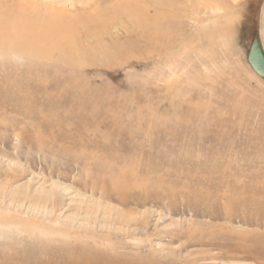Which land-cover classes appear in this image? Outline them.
Returning a JSON list of instances; mask_svg holds the SVG:
<instances>
[{
	"label": "rangeland",
	"instance_id": "1",
	"mask_svg": "<svg viewBox=\"0 0 264 264\" xmlns=\"http://www.w3.org/2000/svg\"><path fill=\"white\" fill-rule=\"evenodd\" d=\"M0 1V264H264V0H36L18 60Z\"/></svg>",
	"mask_w": 264,
	"mask_h": 264
},
{
	"label": "bare ground",
	"instance_id": "2",
	"mask_svg": "<svg viewBox=\"0 0 264 264\" xmlns=\"http://www.w3.org/2000/svg\"><path fill=\"white\" fill-rule=\"evenodd\" d=\"M42 1V0H41ZM40 1V2H41ZM126 1V0H125ZM185 1V0H184ZM213 1V0H212ZM216 1V0H215ZM4 2V1H0ZM121 2V1H120ZM127 2V1H126ZM125 2V3H126ZM10 3V1H7V5ZM82 3V2H81ZM129 3V2H128ZM217 3V2H216ZM3 5L5 3H0V5ZM57 4V2H56ZM91 4V3H90ZM128 5V4H127ZM55 6V5H54ZM115 6V5H114ZM126 6V5H125ZM129 6V5H128ZM57 6L53 7L50 3H38L36 0H18L16 2L11 3V9L8 14V17L11 19V24H6V26H10L8 28L10 31V38H12V35H17L16 38H12V41L9 42V45L12 47H16V49H13L11 47L7 46V49L11 50L13 53H8V56L14 58V60L20 59V57L17 55L18 53H22V51H27L30 49L33 54L39 55L37 51V47L40 45H46L48 44L55 46L57 43H60L63 41V37L67 38L69 34L72 33L73 28L77 26L75 23L77 21L73 19V17L70 15V13L67 12L64 8L56 9ZM69 7V6H68ZM89 7V6H88ZM219 7V6H218ZM87 9V8H86ZM116 9V8H115ZM6 10V9H5ZM211 10V9H210ZM108 11V10H107ZM114 11V10H113ZM207 13V12H206ZM130 14V13H129ZM25 17V18H21ZM75 15V14H74ZM82 15V14H81ZM84 15V14H83ZM82 15V16H83ZM119 15V14H118ZM78 16V15H77ZM80 16V15H79ZM85 16V15H84ZM88 16V15H86ZM171 16V15H170ZM8 17L5 22H8ZM12 17H18L20 20L19 22H14ZM112 17V16H111ZM2 18V16H1ZM0 18V19H1ZM77 18V17H76ZM87 18V17H86ZM115 18V17H114ZM3 20V18L1 19ZM80 19H78L79 21ZM10 21V20H9ZM127 21V20H126ZM104 22V21H102ZM128 22V21H127ZM126 22V23H127ZM79 23V22H78ZM81 23V21H80ZM85 24V23H83ZM125 24V23H124ZM82 25V24H81ZM127 25V24H126ZM78 27V26H77ZM100 27V26H99ZM4 28V26H3ZM108 28V27H107ZM111 28V27H110ZM109 28V29H110ZM115 29L114 27H112ZM6 29V28H4ZM103 31V30H102ZM115 31V30H114ZM118 33V32H117ZM161 33V32H160ZM25 34V35H24ZM59 34V35H57ZM99 34V33H98ZM5 35V34H4ZM26 35H32L33 37L28 38ZM135 35V34H134ZM163 35V34H162ZM263 35V34H262ZM6 36V35H5ZM59 36V39L58 37ZM62 36V38L60 37ZM96 36V35H95ZM94 36V37H95ZM224 36V35H223ZM84 37V36H83ZM217 37V36H216ZM1 38V37H0ZM7 38V37H6ZM19 38V41L18 39ZM24 39V40H23ZM157 39V38H156ZM264 40V39H263ZM4 41V40H2ZM1 41V42H2ZM85 41V40H84ZM2 47V46H1ZM6 47V46H5ZM211 47V46H210ZM128 49V48H127ZM211 49V48H210ZM45 51L47 49L44 47ZM98 50V49H97ZM4 51V50H3ZM2 51V52H3ZM6 51V50H5ZM8 51V50H7ZM50 51V50H49ZM56 51V50H55ZM174 53V52H173ZM7 54V53H6ZM46 54V53H45ZM55 55V54H54ZM71 55V54H70ZM34 57V56H33ZM64 61V60H63ZM90 61V60H89ZM67 67V66H66ZM179 74V73H178ZM14 77V76H13ZM176 77V76H175ZM177 80V79H176ZM9 88V87H8ZM4 90V89H3ZM4 92V91H3ZM2 94V93H1ZM17 97V96H16ZM38 127V126H37ZM149 149V148H148ZM82 156V155H81ZM82 158V157H81ZM188 159V158H187ZM83 160V159H82ZM246 160V159H245ZM254 160V159H253ZM82 166V165H81ZM246 166V165H245ZM222 167V166H221ZM132 168V167H131ZM134 168V167H133ZM229 169V168H228ZM237 169V168H236ZM137 171V170H136ZM248 178V177H247ZM259 182V181H258ZM229 183V182H228ZM243 183V182H242ZM242 185V184H241ZM95 186V185H94ZM145 187V186H144ZM110 189V188H109ZM83 190V189H82ZM180 190V189H179ZM61 191V190H60ZM248 193V192H247ZM124 196V195H123ZM142 197V196H141ZM168 198V197H167ZM123 199V198H122ZM249 204V203H248ZM228 212V211H227ZM244 218V217H242ZM228 220V219H227ZM92 222V221H91ZM61 227V226H60ZM57 229V228H56ZM61 230V229H60ZM62 237V236H61ZM62 242V241H61ZM85 243V242H84ZM68 246V245H67ZM233 250V249H232ZM223 253V252H222ZM96 254V253H95ZM260 254V253H259ZM10 257V256H9ZM139 257V256H138ZM5 258V257H4ZM234 258V256H233ZM147 260V259H146Z\"/></svg>",
	"mask_w": 264,
	"mask_h": 264
},
{
	"label": "water",
	"instance_id": "3",
	"mask_svg": "<svg viewBox=\"0 0 264 264\" xmlns=\"http://www.w3.org/2000/svg\"><path fill=\"white\" fill-rule=\"evenodd\" d=\"M262 34L264 39V4L262 9ZM247 62L260 78L264 79V47L258 33H255L247 52Z\"/></svg>",
	"mask_w": 264,
	"mask_h": 264
}]
</instances>
